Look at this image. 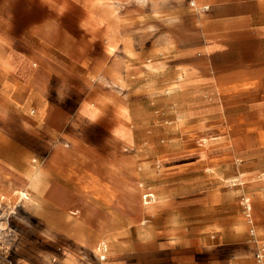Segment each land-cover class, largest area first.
I'll return each instance as SVG.
<instances>
[{
	"label": "crops",
	"instance_id": "1",
	"mask_svg": "<svg viewBox=\"0 0 264 264\" xmlns=\"http://www.w3.org/2000/svg\"><path fill=\"white\" fill-rule=\"evenodd\" d=\"M122 1L0 0V213L63 239L22 249L37 260L0 243V264H256L236 226L160 211L138 146L160 124L184 139L226 94L234 123L264 117V0Z\"/></svg>",
	"mask_w": 264,
	"mask_h": 264
},
{
	"label": "rangeland",
	"instance_id": "2",
	"mask_svg": "<svg viewBox=\"0 0 264 264\" xmlns=\"http://www.w3.org/2000/svg\"><path fill=\"white\" fill-rule=\"evenodd\" d=\"M151 2L123 0L116 4L134 7L141 3L146 9ZM233 101L230 94L223 95L222 116L210 117L201 127L192 125L185 132L184 139L180 130L168 131L160 124V140L152 143V149L148 143H140L138 150L148 153L147 158L154 156L152 163L148 164L158 171L157 177L152 179L158 190L151 191L155 193V199L161 201L160 211L191 215L203 212L208 214L207 221L221 223L224 230L236 226L242 235L240 244H254L252 256L256 264H264V259L262 263L257 262V253L264 247V151L256 147L253 156L243 153L246 139H253L264 131V117L249 113L234 123L236 109ZM236 133L241 134L242 139L236 140ZM216 167L218 172L214 176L211 168ZM148 175L150 177V173ZM211 206L221 214L217 212L216 217L209 216L214 213ZM38 229V224L23 209L15 210L11 217L9 213H0V243L19 250V256L37 260L40 254L24 253L22 249L41 244L54 250L62 244L63 239L56 242L46 239L44 242ZM24 234H30L31 238Z\"/></svg>",
	"mask_w": 264,
	"mask_h": 264
},
{
	"label": "built area",
	"instance_id": "3",
	"mask_svg": "<svg viewBox=\"0 0 264 264\" xmlns=\"http://www.w3.org/2000/svg\"><path fill=\"white\" fill-rule=\"evenodd\" d=\"M145 198L149 199V198H151V195L150 194H146ZM102 258H104V256ZM263 259H264V247H261L259 249L258 253H257V260H258L259 263H262Z\"/></svg>",
	"mask_w": 264,
	"mask_h": 264
},
{
	"label": "bare ground",
	"instance_id": "4",
	"mask_svg": "<svg viewBox=\"0 0 264 264\" xmlns=\"http://www.w3.org/2000/svg\"><path fill=\"white\" fill-rule=\"evenodd\" d=\"M250 208H251V205H250Z\"/></svg>",
	"mask_w": 264,
	"mask_h": 264
}]
</instances>
